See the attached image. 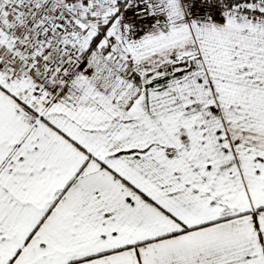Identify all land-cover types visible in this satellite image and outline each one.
Wrapping results in <instances>:
<instances>
[{
    "label": "snow or ice",
    "instance_id": "6c2138e0",
    "mask_svg": "<svg viewBox=\"0 0 264 264\" xmlns=\"http://www.w3.org/2000/svg\"><path fill=\"white\" fill-rule=\"evenodd\" d=\"M0 264H264V0H0Z\"/></svg>",
    "mask_w": 264,
    "mask_h": 264
}]
</instances>
